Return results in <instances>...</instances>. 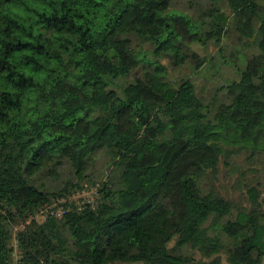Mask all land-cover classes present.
<instances>
[{
    "label": "trees",
    "instance_id": "trees-1",
    "mask_svg": "<svg viewBox=\"0 0 264 264\" xmlns=\"http://www.w3.org/2000/svg\"><path fill=\"white\" fill-rule=\"evenodd\" d=\"M9 4L28 15H0V264H261L264 213L212 176L264 154V0Z\"/></svg>",
    "mask_w": 264,
    "mask_h": 264
},
{
    "label": "rangeland",
    "instance_id": "rangeland-1",
    "mask_svg": "<svg viewBox=\"0 0 264 264\" xmlns=\"http://www.w3.org/2000/svg\"><path fill=\"white\" fill-rule=\"evenodd\" d=\"M232 39L235 42L238 41L236 37ZM231 43H233L232 40ZM193 48L200 55L205 52L213 54L216 49L212 41L208 42L205 51L196 44L193 45ZM162 63L167 65L172 77L189 72L186 65H183L178 70L173 69L167 63L166 58L162 59ZM191 75L194 76V74ZM222 75L223 77L236 76L232 69L229 68L223 69ZM196 81L197 84H203L205 87L204 91H209V94L219 81V76H211L206 71L199 78H196ZM212 182L224 195L232 200L236 209H247L248 207L255 206L264 213V154L252 156L246 152L239 153L233 156L232 164H228L222 160L217 172L212 176ZM94 196L95 190L92 187L86 186L74 192L71 198L82 202L84 199H93ZM253 200H255L254 204L252 202ZM262 220L264 221V218ZM173 244L174 240L169 242V246ZM179 252L182 254H193L196 258L201 257L200 253L194 250L189 244L180 247ZM220 257L222 264H228L225 252H221ZM114 264H143V262H116ZM261 264H264V258Z\"/></svg>",
    "mask_w": 264,
    "mask_h": 264
},
{
    "label": "clouds",
    "instance_id": "clouds-1",
    "mask_svg": "<svg viewBox=\"0 0 264 264\" xmlns=\"http://www.w3.org/2000/svg\"><path fill=\"white\" fill-rule=\"evenodd\" d=\"M7 11H10L12 18L18 20V22L25 19L28 15L19 5H5L4 9H0V15L6 14Z\"/></svg>",
    "mask_w": 264,
    "mask_h": 264
}]
</instances>
